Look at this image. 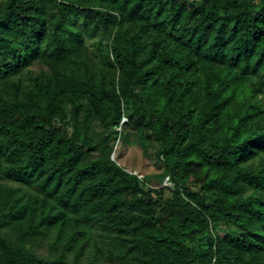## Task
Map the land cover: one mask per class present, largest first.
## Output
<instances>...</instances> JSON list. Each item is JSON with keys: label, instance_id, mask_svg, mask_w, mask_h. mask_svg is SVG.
Instances as JSON below:
<instances>
[{"label": "trees", "instance_id": "trees-1", "mask_svg": "<svg viewBox=\"0 0 264 264\" xmlns=\"http://www.w3.org/2000/svg\"><path fill=\"white\" fill-rule=\"evenodd\" d=\"M86 255L264 264V0H0V264Z\"/></svg>", "mask_w": 264, "mask_h": 264}, {"label": "rangeland", "instance_id": "rangeland-1", "mask_svg": "<svg viewBox=\"0 0 264 264\" xmlns=\"http://www.w3.org/2000/svg\"><path fill=\"white\" fill-rule=\"evenodd\" d=\"M39 66L34 65L32 67L33 71L38 70ZM125 121V119H123ZM111 158L115 160L119 165L123 166L127 171L132 173H137L139 177L146 175H157L161 172V163H158L152 155V151L148 150L144 154L141 148L137 144H121L117 141L114 144V150L111 154ZM163 185V182H162ZM165 195H168L167 190L164 191ZM36 242V241H35ZM34 246V245H33ZM34 249L41 255H50L49 251V239L46 237L37 244L35 243ZM83 264H112L103 261L102 259L96 260L95 258H90L85 256L82 260Z\"/></svg>", "mask_w": 264, "mask_h": 264}, {"label": "built area", "instance_id": "built-area-1", "mask_svg": "<svg viewBox=\"0 0 264 264\" xmlns=\"http://www.w3.org/2000/svg\"><path fill=\"white\" fill-rule=\"evenodd\" d=\"M163 185L164 186H171V182L168 178V176H165L164 179H163Z\"/></svg>", "mask_w": 264, "mask_h": 264}]
</instances>
